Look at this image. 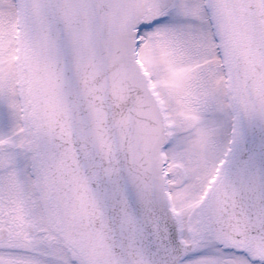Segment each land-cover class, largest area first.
Wrapping results in <instances>:
<instances>
[{"label": "snow or ice", "instance_id": "1", "mask_svg": "<svg viewBox=\"0 0 264 264\" xmlns=\"http://www.w3.org/2000/svg\"><path fill=\"white\" fill-rule=\"evenodd\" d=\"M0 264H264V0H0Z\"/></svg>", "mask_w": 264, "mask_h": 264}]
</instances>
